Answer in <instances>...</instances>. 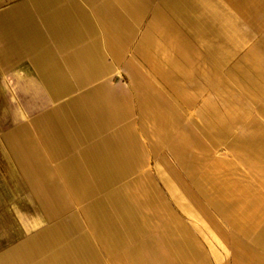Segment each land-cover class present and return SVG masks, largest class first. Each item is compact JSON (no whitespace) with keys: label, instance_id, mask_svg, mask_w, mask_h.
<instances>
[{"label":"crops","instance_id":"0c3cea01","mask_svg":"<svg viewBox=\"0 0 264 264\" xmlns=\"http://www.w3.org/2000/svg\"><path fill=\"white\" fill-rule=\"evenodd\" d=\"M0 264H264V0H0Z\"/></svg>","mask_w":264,"mask_h":264},{"label":"rangeland","instance_id":"374dc122","mask_svg":"<svg viewBox=\"0 0 264 264\" xmlns=\"http://www.w3.org/2000/svg\"><path fill=\"white\" fill-rule=\"evenodd\" d=\"M104 1L107 2V1H109V0H104ZM97 16H98V18H99V17H100V14H98Z\"/></svg>","mask_w":264,"mask_h":264}]
</instances>
